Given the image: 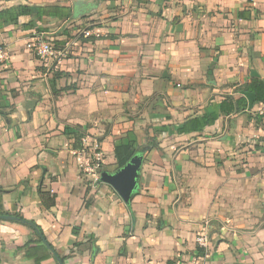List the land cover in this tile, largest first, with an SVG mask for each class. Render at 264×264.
<instances>
[{"label":"crops","instance_id":"0c3cea01","mask_svg":"<svg viewBox=\"0 0 264 264\" xmlns=\"http://www.w3.org/2000/svg\"><path fill=\"white\" fill-rule=\"evenodd\" d=\"M75 1L0 0V11L72 8L67 21L38 23L47 32L24 29L30 18L0 27L10 55L0 69V210L40 227L64 264H264L260 104L200 133L156 135L158 150L150 163L144 158L130 204L102 182L88 184L74 147L87 132L114 156V139L124 135L100 128L138 124L129 117L139 112L127 106L144 104L143 117L154 106L157 127L174 129L211 102L237 97L251 78L264 80V0H83L80 18ZM80 23L96 38L79 39ZM39 39L57 48L61 69L53 79L44 69L53 57L37 54ZM41 186L57 196L51 209ZM200 235L206 248L197 244ZM30 238L29 225L0 219V264H37L41 249H24ZM39 264L59 263L52 256Z\"/></svg>","mask_w":264,"mask_h":264},{"label":"trees","instance_id":"16d2710c","mask_svg":"<svg viewBox=\"0 0 264 264\" xmlns=\"http://www.w3.org/2000/svg\"><path fill=\"white\" fill-rule=\"evenodd\" d=\"M22 18H28V19L30 18L29 22L23 23L22 27L24 29L26 30L35 29L38 32L43 33V32H47V30L44 28H37L38 23H45L48 19H58L61 21H67L72 18V8L70 6H62V5H48V6L22 5V6L12 7L10 9H4L0 11V27H3L7 24H19ZM68 37H71L70 34H68ZM115 81L116 80L112 81L115 87V90H121L117 87V82ZM122 88H124V85ZM243 91L255 93L256 95L255 105L264 104V80H261L258 78H251L249 82L246 83L244 86H242L238 92L241 93ZM247 109H248L247 99L242 94H238L237 97H234V96L227 97L218 104L215 102H211L210 105L206 108L205 113L203 115L195 116L191 118L190 120H188L187 122H185L184 124L174 127V129L172 128V126L165 128V129L169 135L200 133V132L205 131L206 128L214 126L221 116L231 115L235 113L236 114L243 113L247 111ZM256 118L260 119L261 116L256 115ZM1 127L2 126H0V128ZM82 138H84L82 134H79L76 136V142L74 145L75 149H82L83 147ZM145 148H147L148 152H152L155 149L154 146H149V148L148 147H145ZM119 149L120 147L118 148V150ZM137 152H140V151H138V149L131 150L128 157L121 158L117 162L116 170L124 167ZM96 171L97 173L102 174L103 172L108 171V166L106 165L99 166L97 167ZM25 183L26 181L23 182V184ZM101 185H104V184L101 183ZM4 192H5L4 190L0 189V203L2 201V196ZM37 192L46 209H51L52 207L55 206L56 199H57V196L55 194L42 191V186L38 188ZM89 205H90V200L87 202L86 206L88 207ZM1 215H11V214L0 210V216ZM13 215L18 217L21 220H25L24 217H22L18 213L13 214ZM27 222H31V221H27ZM38 229L40 231L41 237H43L46 240V237L42 229L40 227H38ZM35 236L37 238L36 239L30 238L29 241L25 244L24 249L30 248L31 245H36V247L41 249V258H39V262H37V264H39L41 261L45 259H48L49 257H52V256L54 257V254H52V252H50L46 248L42 239L36 232H35ZM76 246L78 247L79 244H76L75 247ZM52 248L55 251L53 246ZM61 259L63 261L65 260V258H62V257ZM169 264H172V263H169Z\"/></svg>","mask_w":264,"mask_h":264},{"label":"rangeland","instance_id":"374dc122","mask_svg":"<svg viewBox=\"0 0 264 264\" xmlns=\"http://www.w3.org/2000/svg\"><path fill=\"white\" fill-rule=\"evenodd\" d=\"M56 24V25H54ZM52 26L54 28H57L58 26H60V23H54ZM68 24H66V26H68ZM80 30L86 31L87 29H92L91 27L87 26L86 24L80 23L79 25ZM79 39L81 40H85L84 35H81V33H79ZM95 35V34H94ZM92 37H94L93 39L96 38V36H91L88 37L90 39H92ZM46 41H49L47 39H45ZM1 45V44H0ZM67 58H72V55H66ZM10 57V56H9ZM57 58H54L51 60V62H49L48 67H44L45 71H48L49 73H51L53 75V77L51 79L54 78V76H58L61 67L59 66V62H57L56 60ZM6 66V65H5ZM4 66V67H5ZM60 68V69H59ZM51 79L49 81H51ZM179 87V85H178ZM183 89H186V87H183ZM240 90V87L236 89ZM144 104L142 105L143 108ZM141 108V109H142ZM139 108V110L134 111L132 109H130L129 106H127V112L129 114H131V112H136L139 114H137L134 117H129V119H133V121L138 120V124L136 123H132L129 125V127H126L125 125H111V124H105L103 126V128H100L103 132H112V134L115 137H119L120 135H124L122 140L117 138L114 139V143H115V154L113 155H108L106 153H104L103 151V147L98 144V141H94L93 138L94 136L90 135L89 133L86 132L84 136L85 139V143H83V147L80 151V153H78L81 157H83V160L78 163V170L79 173L81 175H88V184H92L93 186H97L98 187V182H100V178H101V174L97 173L96 169L99 166H103L106 165L108 166L109 171L108 172H112L115 169H117V162L121 159V158H125L128 157V155L130 154L131 150L134 149H138V151L143 152L144 150L147 151V148L149 146H154L155 149L152 152H144L145 154V160L147 161V163L151 162L152 156L154 154V152L156 150H158V145H157V137L156 135H159V137H162L163 135H165L166 133V127H157L158 124H156V122H153L152 118L150 117L151 113H153L154 111L156 112V107L154 106H149L148 109L146 110V113L148 117H143L144 115V111L141 110ZM141 111V112H140ZM163 111H161L162 113ZM164 114V113H162ZM142 117V121H139V119ZM171 117H167L166 119H170ZM264 121V120H263ZM142 123V124H140ZM156 125V126H155ZM133 128H138L137 130H131ZM114 129V132H113ZM78 130V129H77ZM165 130V131H164ZM89 138H88V136ZM125 135L127 137H125ZM113 136V137H114ZM125 137V138H124ZM120 140V141H119ZM118 142H120L119 147L120 149L118 150L119 147H116V145H118ZM145 148V149H144ZM115 163V164H114ZM114 164V165H113ZM212 215L208 216V220H210L209 222L211 223V226L214 228H216L217 225V221L215 220H211ZM36 237V236H35ZM37 238V237H36ZM212 241L210 240V243ZM213 243H216V238L213 240V242L211 243V245H213Z\"/></svg>","mask_w":264,"mask_h":264},{"label":"water","instance_id":"95a60500","mask_svg":"<svg viewBox=\"0 0 264 264\" xmlns=\"http://www.w3.org/2000/svg\"><path fill=\"white\" fill-rule=\"evenodd\" d=\"M84 4L85 2L83 0H76L74 2L75 11L73 13V16L75 18H80L83 14H85V10L83 7ZM252 75L255 76L256 74L253 72ZM241 94L248 101V111H252L256 103L255 93L243 91L241 92ZM144 152L146 151L144 150L143 152H137L124 167L116 170L115 172L105 171L101 174L100 181L103 184L110 186L125 204H130L140 187L142 168L145 158ZM0 219L7 221H18L32 227L40 236L46 248L54 254L58 263L64 264V261L60 258L59 255L54 252L49 242L41 237L40 231L34 223L27 222L26 220H21L13 215H1Z\"/></svg>","mask_w":264,"mask_h":264},{"label":"built area","instance_id":"2783aa9c","mask_svg":"<svg viewBox=\"0 0 264 264\" xmlns=\"http://www.w3.org/2000/svg\"><path fill=\"white\" fill-rule=\"evenodd\" d=\"M243 1H249V0H243ZM84 37H91L92 32L90 30L83 31ZM37 54L42 59H47L49 57H53L57 54V48L54 44L39 39L37 40V44L35 45ZM9 52L7 51L6 47L4 45H0V69H2L7 63L10 61ZM256 114L261 116L264 120V104H260L259 107L256 110ZM82 142L85 143V139H82ZM197 244L201 247L206 248L208 246L207 239L205 235H200L197 238Z\"/></svg>","mask_w":264,"mask_h":264}]
</instances>
